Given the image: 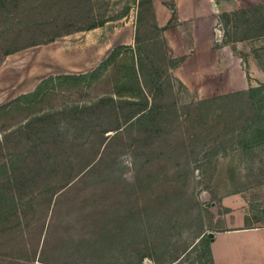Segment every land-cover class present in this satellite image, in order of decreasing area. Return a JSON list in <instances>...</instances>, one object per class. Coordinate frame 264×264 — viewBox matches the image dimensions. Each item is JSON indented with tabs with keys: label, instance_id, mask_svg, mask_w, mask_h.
I'll list each match as a JSON object with an SVG mask.
<instances>
[{
	"label": "rangeland",
	"instance_id": "1",
	"mask_svg": "<svg viewBox=\"0 0 264 264\" xmlns=\"http://www.w3.org/2000/svg\"><path fill=\"white\" fill-rule=\"evenodd\" d=\"M29 1L37 4L9 8L26 23L2 25L0 33L20 32L40 44L0 63V106L34 92L49 77L89 74L46 84L42 100L16 106L1 120L0 132L13 127L19 134L24 129L19 125L29 119L30 133L51 131L42 144L70 150L62 152L56 167L40 147L16 166L7 164L13 168L8 173L2 166L10 153L26 147L0 149V264H133L140 259L144 264H214L205 248L213 242L209 233L264 226V146L246 152L232 142L226 148L217 145L226 123L240 116L227 112L204 122L196 103L264 84V2L245 4L229 16L217 13L216 22L198 18L194 33L191 22L175 17L176 0H153L159 26L169 29L163 32L168 58L184 60L169 68L157 60L156 68L169 82L152 92L145 89L162 110L176 114L160 116L154 131L136 126L115 137L116 131H103L134 109L115 91L123 71L119 62L100 66L117 47L134 46L137 31L141 41L154 33L153 11L145 10L137 24L134 0ZM124 12L122 19L86 29ZM66 32L47 42L52 34ZM166 37L186 56L173 54ZM246 99L227 103L245 107ZM12 174L18 175V185ZM12 195L18 197L15 203L7 199Z\"/></svg>",
	"mask_w": 264,
	"mask_h": 264
},
{
	"label": "trees",
	"instance_id": "2",
	"mask_svg": "<svg viewBox=\"0 0 264 264\" xmlns=\"http://www.w3.org/2000/svg\"><path fill=\"white\" fill-rule=\"evenodd\" d=\"M32 4V7L36 5V2H30L29 0H0V26L11 24V26H17V24L20 26L21 24H24L25 20L19 18L18 16H12L13 11L9 10L10 7L16 8H27L28 5ZM134 5L138 9L137 14V24H140L143 21V14L145 10L147 11L148 8L150 10H154V1L153 0H134ZM130 7V6H129ZM129 7L127 10H129ZM131 9V8H130ZM172 11L174 12V8H172ZM154 13V11H153ZM229 16V14H224V16ZM127 16V13H123L120 15L115 16L114 18H111L110 20L104 19L100 22H93L91 25H89L86 29H93L98 26H102L106 24L109 21H113L116 19H122ZM33 23V22H32ZM41 24H39L40 26ZM42 26V25H41ZM152 33L149 38L146 40L141 41L140 38H138V31L135 36V45L134 46H119L117 47L110 55L109 57L101 64L100 69L102 66L106 67L109 65H115V62L119 64L116 66H119L122 68V74L120 77V80L118 79L115 84V91L116 94L120 97V100H128L130 102H127L126 105H128L130 108L133 107L134 111L132 113L126 114L123 118V121L119 122L118 125L115 127H110L105 129L103 132L108 133L109 131H116L115 137H118L121 135L122 130H126L127 132L130 130H133L136 126H142L143 128L150 129L151 131H154L152 128L154 125L157 124L158 118L160 116L164 117L165 119L166 115L176 114V111H170L169 109L162 110L160 106L157 104L156 99H154V96H150V93L145 89L147 88L149 91H153L154 88L157 86L158 89H161L162 86L165 83L169 82V79L164 75V71L160 72V69L156 68L157 60H163L164 62V68L169 67H175L177 64L179 65L184 59L183 57H180L176 60V62L173 61L172 58H168L167 55V41L164 37V31L166 29L161 28L159 26V23L157 22V18L155 17L154 13V24L151 26ZM69 32H66L65 34H52V38L47 40V42L54 41L56 37L66 35ZM57 34V33H56ZM46 42V43H47ZM146 48L144 47V44ZM148 43V45L146 44ZM40 42H30L26 41V38H24V34L18 32H5L0 33V63L5 59L6 56L21 50L28 46L33 45H39ZM153 49L156 50V52H153ZM157 54L160 55V58L157 57ZM156 55V57H155ZM125 57V58H124ZM124 58V59H123ZM122 59V60H121ZM120 60V61H119ZM169 62H172L171 65H168ZM103 68V67H102ZM100 69H96L91 73V76H94L97 74V72ZM167 72V71H166ZM88 74H82V75H62L57 77H49L45 80H43L36 90L34 92H30L27 94L22 95L19 100L14 101L11 104L0 106V128L1 120L4 115L10 114L14 112V108L23 106V105H34L38 101L42 100L43 97H45V93L48 92V85L52 83H64V82H71L73 80H77L79 78H88ZM173 77V76H171ZM151 78V79H150ZM174 78V77H173ZM149 79V80H148ZM171 86V85H170ZM129 91L131 95H122L123 91ZM245 96H248V104L247 106H235V104L230 103V105L227 102H231V100H234L236 97L239 98V102L241 100H244ZM116 97H112L113 100ZM197 105L201 106L202 109H198L201 113V118L205 122L208 119H212V117H216L220 119V116L224 115L227 112H230L233 115L237 114L239 117V121L235 120V122H227L225 128H227L225 132V136L221 139H216L217 145H222L223 148H226L229 142H232V145H235L234 147L248 151H253L254 149L264 146V84L260 85L259 87H251L248 91H240L233 94H226L223 96H218L216 98H210V99H204L200 100ZM243 101V105H244ZM99 104V101L93 103V106H96ZM117 108V106L112 105V110ZM40 120V117H38ZM218 119V120H219ZM29 119L25 120L23 122L21 133H16V128L13 127L3 129L2 132H0V149H3L5 147L16 149L20 147L21 145L26 147V151L23 152H13L10 153V159L9 163H4L2 168L7 169L8 173H12L13 168L10 170L7 168V164L11 165V167L16 166L18 162H21L22 160H27L28 158L37 155L39 151H41L40 147H44L42 151L45 153L46 156H49L51 165L58 166V160H60V156L63 152V154H67V152L70 150V146L65 145H59V146H53L48 144H42V141H48L51 138V131H47L45 129L42 130V128L36 129L34 132L30 133V122ZM188 119L187 121H189ZM156 121V122H155ZM203 122V123H204ZM69 131V130H68ZM65 130L61 131V134L59 132V135H63ZM15 134V135H14ZM18 134V136H16ZM14 135V137H12ZM25 139L26 144H21V140ZM40 139V140H39ZM94 144H92L89 147V150H93ZM55 155L53 158L52 155ZM69 160L68 164L73 163V161L70 158L65 157ZM21 160V161H19ZM32 169L36 170L37 166L32 163L31 165ZM67 168V166H65ZM92 167H90L87 171H89ZM45 167L38 168V171H44ZM16 171V170H15ZM6 172V171H5ZM14 173V172H13ZM86 173V172H85ZM7 174V173H6ZM13 175V174H12ZM18 175H13L12 181L15 180L14 184L18 185ZM37 176V173H36ZM67 181V180H66ZM7 182L11 183V180L9 176L7 177ZM68 185V182L64 183L60 190L65 188ZM17 196H11L7 199H12V202L15 203L17 200ZM22 199V197H21ZM206 249L209 248V252L211 253L210 243H208L205 246ZM51 264L49 262L45 261H39V264ZM133 264H144L143 259L137 260V262Z\"/></svg>",
	"mask_w": 264,
	"mask_h": 264
},
{
	"label": "crops",
	"instance_id": "3",
	"mask_svg": "<svg viewBox=\"0 0 264 264\" xmlns=\"http://www.w3.org/2000/svg\"><path fill=\"white\" fill-rule=\"evenodd\" d=\"M263 2L264 0H190V2L188 0H176L175 17L178 16L180 21L191 22L195 33L198 18H207L216 22L217 13L229 14V12L244 7L245 4ZM214 4L215 7H213ZM172 15L170 12V17ZM168 30L165 31L166 35ZM166 38L173 54L176 56L185 55L178 53V49L172 45V40L169 37ZM245 84L241 89H246L247 80ZM222 236H225V239H221ZM212 241L211 251L214 264H264V226L238 227L214 233ZM219 244L223 245V250H218Z\"/></svg>",
	"mask_w": 264,
	"mask_h": 264
},
{
	"label": "water",
	"instance_id": "4",
	"mask_svg": "<svg viewBox=\"0 0 264 264\" xmlns=\"http://www.w3.org/2000/svg\"><path fill=\"white\" fill-rule=\"evenodd\" d=\"M213 7H215V4H214V6H213ZM213 235H214V233H212V232H211V233H209V236H210V237H213Z\"/></svg>",
	"mask_w": 264,
	"mask_h": 264
}]
</instances>
